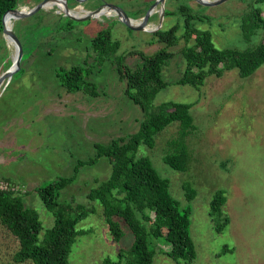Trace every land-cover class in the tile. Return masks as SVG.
<instances>
[{
  "label": "rangeland",
  "instance_id": "374dc122",
  "mask_svg": "<svg viewBox=\"0 0 264 264\" xmlns=\"http://www.w3.org/2000/svg\"><path fill=\"white\" fill-rule=\"evenodd\" d=\"M42 1L18 0L17 9L25 8L24 13H28ZM250 1L253 0H229L207 7L193 0L164 2V11L174 14L163 18L160 30L177 25L179 43L168 49L175 53L161 71L168 85L147 106V114L157 112L166 103H194L190 109L194 129L185 138L187 168L179 172L163 162L166 155L175 153L170 142L179 135L178 122L157 133L152 147L140 145L135 157L148 158L169 182L170 194L179 209H190L189 235L195 249L191 264H264V64L246 78L233 69L219 78L208 76L198 88L175 84L185 68L180 53L184 17L175 14L177 7L186 2L193 14L201 15L192 24L199 31L211 33L215 48L242 51L259 44L262 37L258 31L246 38L240 29L241 16ZM52 2L77 12L79 8L92 12L110 5L134 19L145 15L155 0ZM258 7L264 14V3ZM159 9L158 4L147 30L157 27ZM11 28L22 48V57L9 81L0 87V181L15 188L24 206L38 214L42 241L54 225V217L37 190L60 177L72 176L77 161L95 156V143L107 144L137 133L144 119L145 113L125 95L126 84L119 79L115 58L121 57L124 65L138 69L142 60L136 52L151 55L163 45L153 39L152 33L132 30L114 15L70 19L56 6L21 14L12 20ZM104 31L119 47L112 58L100 64L93 59L91 41ZM14 56L15 47L1 33L0 76L10 68ZM86 59V80L95 87V95L84 91L67 93L55 77V69L80 66ZM110 175L109 159L102 157L80 167L76 179L59 192L58 203L95 211L77 225L80 233L71 246L69 264L116 260L119 250L127 251L133 244L134 237L123 222L120 225L124 236L113 241L99 202L86 198ZM184 186L194 191L190 201ZM219 191L225 203L217 215L210 213V202ZM219 216L228 221L220 232L215 230ZM147 244L153 252L151 264H186L167 256L170 244L164 239L147 237ZM17 249V240L0 225V264L11 262Z\"/></svg>",
  "mask_w": 264,
  "mask_h": 264
},
{
  "label": "trees",
  "instance_id": "16d2710c",
  "mask_svg": "<svg viewBox=\"0 0 264 264\" xmlns=\"http://www.w3.org/2000/svg\"><path fill=\"white\" fill-rule=\"evenodd\" d=\"M17 2L18 0H0V34L3 17L17 8ZM185 3L175 10V14L184 17L183 46L180 53L185 60L182 76L175 84L198 88L208 76L219 78L224 72L233 69L237 70L241 78H246L264 64V14L258 7L264 0L250 1L247 11L241 16L240 29L246 38L258 31L262 34L259 44L242 51L215 48L211 33L207 30L199 31L192 24V21L200 20L201 15L193 14ZM173 14L165 10L164 17ZM10 16L8 14L5 21ZM143 16L144 14H140L134 19ZM177 30L178 26L174 25L168 30L152 33L153 39L163 47L151 55L136 52L142 60V66L138 69H130L124 65L121 57L115 58L119 79L126 84L125 95L145 113L144 119L140 122L137 133L112 139L107 144L95 143V156L87 161H77L72 176L60 177L37 190L44 207L54 217V225L46 231L42 241H39L42 226L38 214L33 209L26 208L15 192L0 190V225L18 242L12 261L6 264H69L71 246L80 233L77 225L95 211L93 208L73 207L70 203L60 204L57 198L59 192L76 179L80 167L94 164L102 157L109 159L111 175L100 184L95 182L97 186L86 198L91 202H99L103 221L113 241L118 242L124 236L121 222L129 228L134 241L129 250L118 251L116 260L105 258L101 264H151L153 252L148 248L147 237L167 241L170 249L166 254L175 262H193L195 249L189 235L190 209H179L177 201L170 194L169 182L157 173L148 158L135 157L140 145L152 147L157 133L171 123L178 122L179 135L170 142L175 153L166 155L163 162L179 172H184L187 168L185 138L194 129L190 115L194 103H166L157 112L147 114V106L168 85L162 80L161 71L175 56L168 49L179 43ZM118 47L116 42L111 41L109 32H100L91 41L94 61L100 64L106 62L115 55ZM87 65L88 59L80 66L55 69V77L67 93L84 91L95 95V87L86 80L89 72ZM184 189L186 199L192 200L194 191L188 186H184ZM224 203L223 193H215L210 202V213L219 215ZM219 219L220 222L215 227L218 232L228 222L226 217L219 216Z\"/></svg>",
  "mask_w": 264,
  "mask_h": 264
},
{
  "label": "water",
  "instance_id": "95a60500",
  "mask_svg": "<svg viewBox=\"0 0 264 264\" xmlns=\"http://www.w3.org/2000/svg\"><path fill=\"white\" fill-rule=\"evenodd\" d=\"M51 1L54 0H43L36 8H34L33 10H31L28 13H24L22 11H19L17 8L12 10L11 12H9L8 14L11 15V17H13L14 19L19 17L21 14H30L38 9H41L45 6H47V4ZM81 0L77 1V3H80ZM195 1L197 4L201 5V6H213V5H217V4H221L224 2H227L229 0H214V1H209V0H193ZM164 2L165 0H155L153 7L140 19H131L129 17H127L123 12H121L119 9H117L114 6H110V5H104L101 6L98 10L96 11H92V12H85L84 14H79V15H72L69 13V10L64 7L63 11H62V15L65 17H68L70 19H92L95 18L99 15H101L102 10L104 9H109L111 11H114L116 13V17L115 19H117L118 21H120L121 23H123L124 25H126L128 28L135 30V31H146V32H150V33H154L158 30H160L161 25H162V21L164 18ZM159 4L160 9H159V22L158 25L155 29H153L152 31L147 30L145 27L148 25V21L149 18L153 15L154 9L155 7ZM7 14V15H8ZM6 15V16H7ZM3 17L2 19V34L4 35V37H9L11 40H13V42L15 43V56L14 59L11 63L10 68L5 71L1 76H0V87L1 85H3L4 82L9 81V78L11 77V75L13 74V72L17 69L19 62L21 61V57H22V48L17 40V38L15 37V35L13 34L12 28L8 29L7 25L5 23V17ZM5 37V38H6Z\"/></svg>",
  "mask_w": 264,
  "mask_h": 264
},
{
  "label": "bare ground",
  "instance_id": "6f19581e",
  "mask_svg": "<svg viewBox=\"0 0 264 264\" xmlns=\"http://www.w3.org/2000/svg\"><path fill=\"white\" fill-rule=\"evenodd\" d=\"M20 4V3H19ZM52 6H56V7H58V9H60L61 10V12L63 11V9H64V7H62L59 3H53L52 1L51 2H49L48 4H47V8H50V7H52ZM22 12H26V9L25 8H21L20 9ZM69 13L70 14H72V15H79V14H84L85 12H83L80 8H79V12H77V11H69ZM102 14H105V15H107V16H112V15H114V17H116V13L114 12V11H111V10H109V9H104V10H102V12H101ZM14 18L13 17H9L6 21H5V23H7V28L8 29H11V26H12V20H13ZM16 19V18H15ZM149 27V26H148ZM147 27V28H148ZM151 31V30H150ZM6 37V36H5ZM6 39H7V43L10 45V46H14L15 47V43L13 42V40H11L9 37H6Z\"/></svg>",
  "mask_w": 264,
  "mask_h": 264
},
{
  "label": "built area",
  "instance_id": "2783aa9c",
  "mask_svg": "<svg viewBox=\"0 0 264 264\" xmlns=\"http://www.w3.org/2000/svg\"><path fill=\"white\" fill-rule=\"evenodd\" d=\"M0 190L1 191H13L15 192V188H13L12 186H10L8 183H5L3 180L0 181Z\"/></svg>",
  "mask_w": 264,
  "mask_h": 264
}]
</instances>
